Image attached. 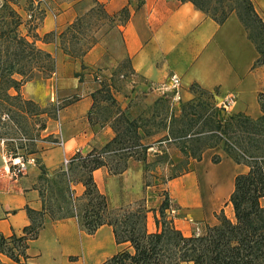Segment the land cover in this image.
Listing matches in <instances>:
<instances>
[{
	"label": "crops",
	"instance_id": "0c3cea01",
	"mask_svg": "<svg viewBox=\"0 0 264 264\" xmlns=\"http://www.w3.org/2000/svg\"><path fill=\"white\" fill-rule=\"evenodd\" d=\"M6 1L26 20L27 13L19 6L24 0ZM96 1L103 4L108 14L125 8L128 17L125 22L117 19L113 32L107 31L104 41H97L80 57L65 54L55 42L43 41V36L51 31H62L78 15L87 12L94 0H61L54 11H45L34 28L37 46L54 55L56 68L49 78L38 77L27 81L20 93L40 107L64 101L57 110L56 118H47L45 127L39 130L40 140L33 154L48 172L64 168V157L71 159L78 152L85 154L92 148H100L115 135L109 120L99 123L91 117L95 103L92 93L98 87L92 80V69L103 68L105 71L116 62L107 53V40L115 43L118 55L128 58L133 72L157 85L145 98L147 104L157 99L163 92L162 87L175 74L181 84L180 101L193 97L194 86L222 100L232 95L233 102L227 108L231 113H243L251 118L261 115L258 95H264V64H255L258 52L234 12L219 23L189 1ZM252 3L264 19V0H252ZM113 97L117 103V115L132 112V107L128 105L131 96L117 94ZM59 134L63 138V146L55 144ZM217 147L204 150L200 160L190 161L189 165L194 163L193 167L189 166L187 172L167 180L162 187L170 201L179 207L182 216L205 221L204 226L216 224V214L221 211L234 188L235 175L248 170L245 164L235 163L223 152L214 153L219 154L221 160L212 163L214 154L211 150ZM204 161L213 168L228 165L229 175L205 174L202 181L198 167ZM39 164L28 163L21 174L11 176L9 169L12 163L7 160L4 147L0 144V233L4 236L20 234L23 227L29 224L27 206L41 210L42 201L37 187L41 174ZM127 169L117 175L111 174L106 167L93 171L99 191L109 201L111 182L115 178L125 177ZM202 187L205 191L207 189V197L203 195ZM71 188L77 197L84 191L79 181L74 182ZM150 188H143L142 183L140 185L141 198H146V204ZM123 190L125 186L121 184L118 191L124 193ZM156 197L162 198L159 195ZM260 202L264 205V197ZM149 214L153 219V213L148 212L147 229L155 231L154 219L150 222ZM175 222L176 218H173L174 226L184 235L193 233L192 223ZM122 248L132 251L128 243H116L112 227L107 224L89 234L79 226L75 217L52 220L45 214L43 227L37 238L29 242L27 254L29 261L35 264H101ZM0 260L11 262L3 254H0Z\"/></svg>",
	"mask_w": 264,
	"mask_h": 264
},
{
	"label": "trees",
	"instance_id": "16d2710c",
	"mask_svg": "<svg viewBox=\"0 0 264 264\" xmlns=\"http://www.w3.org/2000/svg\"><path fill=\"white\" fill-rule=\"evenodd\" d=\"M179 1L191 2L219 23L234 12L258 52L255 64H264V19L256 11L252 0ZM40 12L38 20L43 15ZM94 15L115 24L117 19L125 22L128 12L123 8L117 13L108 14L103 4L94 0L87 12L78 15L62 31L44 34L43 41L56 43L57 40V47L71 57L84 55L96 43L86 39L85 27L90 25V21L85 23L84 17L90 19ZM21 24L19 13L4 0L0 5L1 127H7L12 119H16V115L36 118L44 113L37 103L24 98L20 89L35 74L49 77L56 68L54 55L37 46L36 35L20 32ZM195 88L193 86L192 90L195 91ZM197 90L196 103L191 99L181 104L179 114H172L169 121H164L161 127L154 130L142 129L138 119H128L120 112L127 127L120 132L113 125L115 135L108 142L85 154L78 152L71 158L67 169L54 171L53 181L47 179V169L39 164L41 174L38 181H46L45 186L49 185L51 190L57 188L61 202L56 210L46 207L44 193L37 186L42 201L41 210L25 208L29 224L23 227L20 234L4 236L0 233V254L11 260L10 263L0 260V264H35L29 261L27 248L43 227L45 214L52 220L75 217L79 226L89 234L101 225L111 226L116 243H128L132 251L122 248L101 264H264V205L260 202L264 197V95H258L261 115L251 118L243 113H231L223 106L203 105L201 97H211L212 93ZM101 91L104 89L95 90L93 98L96 99V93ZM105 91L115 104L108 87ZM195 124L199 127L194 130ZM44 127L45 122H41L35 130L39 132ZM161 131L166 132L162 137L151 143L143 142ZM166 142L176 143L183 156L178 162L180 170L173 177L187 172L191 160H200L204 150L216 146H221L235 163L248 167L246 172L235 175L234 188L227 201L232 206L234 219L222 212L216 214L218 223L206 224L201 231L184 235L174 226L173 218L167 216L166 211L172 204L166 191L158 194L162 199L157 207L152 208L147 206L145 197L114 206L99 191L93 171L106 167L111 174H121L127 169L129 158L143 163L142 187L153 186L146 172L149 166L147 151L155 144V155L165 154L163 144ZM220 160L219 154L211 158L213 163ZM74 171L79 172L78 177L72 175ZM76 181L84 186L79 197L74 195L71 188ZM148 212L153 213L155 231L147 229Z\"/></svg>",
	"mask_w": 264,
	"mask_h": 264
},
{
	"label": "rangeland",
	"instance_id": "374dc122",
	"mask_svg": "<svg viewBox=\"0 0 264 264\" xmlns=\"http://www.w3.org/2000/svg\"><path fill=\"white\" fill-rule=\"evenodd\" d=\"M60 2L61 0H24L21 4H19V6L23 7L25 13L31 10L37 18L41 13L37 10V8L41 7L43 4L44 8L46 9L41 10L43 15L40 20H37V22L33 20L31 22H28L27 20L22 19V24L19 26L20 32H22L23 34L29 33L31 35H35V24L41 21V19L45 15V11H54L57 4H59ZM1 4L2 2L0 1V5ZM88 20L90 21V25L85 27V30L87 33L86 39L90 41H104L106 39L105 33L109 30H112L114 26V23H111L103 19L102 17H97L96 15H94L90 19L84 17L85 23ZM24 31H26V33ZM48 39H50V37H48ZM107 42V53L110 55V57L116 59V62L113 64V66L110 67V69H107L105 71L103 70V68L92 69V80L94 84L98 86L97 89H104V91L96 93V99L93 106V114L91 115L95 122L101 123L104 120H109L112 126L115 125L116 127H118L120 132H122L125 127H127L126 122L123 120L124 118H122L120 114L117 115V103L112 104L111 99L105 91L107 87L110 90L112 97L117 94H120L121 96L132 97L128 102V105L132 107V112H123V114L125 115V117H128V119H138L139 124H141L142 129L144 130H154L158 126L161 127V123H163L164 121H169L172 114L180 113L181 104L185 103L188 100H183L176 103L170 99V96L167 92H161V90V93L159 94L157 99L152 103L147 104V102H145V98L147 97L149 92L153 91L154 88H157V85H153L147 82L139 74L133 72L129 66L128 58L118 55L115 43L112 44L113 42L108 40ZM55 44L58 45L57 40ZM59 49L62 51L60 47ZM51 76L52 74L49 77ZM38 77L44 79L49 78L42 76L41 73L35 74L33 78ZM195 91H193L195 93L191 99H193L196 103L198 101L197 88H195ZM201 100L203 101V105H206L208 107H210L211 105L222 106V99L213 93L211 97H201ZM63 102L64 101H62L60 104L57 102H55L54 104L49 103L48 105L41 107L43 108L45 114L43 113L36 118H27L26 116L16 115L15 117L17 120L15 118L12 119V121L8 123L7 127H1L2 125H0V141L3 140V147L8 161L13 163V157L11 156L16 155V157H18L25 163L33 158L34 160L29 163L39 164V162L33 155L37 151V143L40 140L39 132H37L35 129L41 122H45L46 125L47 118H56L57 110ZM198 127L199 125L195 124L193 129L195 130ZM165 133V131H161L155 137H148L144 139L143 142L151 143L154 139L162 137ZM163 147L165 148V154H160L159 156L155 155V150L157 148V145L155 144H153L147 151V162L149 163V166L147 167L146 172L147 175L150 176V179L154 184L153 186H151L146 195L148 197L147 206L151 208L157 207L159 205L161 200L156 196H158V194L163 191L162 187H164L165 182L171 179L175 175V173L180 170V165H178V162L183 159V156L179 151L176 143L166 142L163 144ZM211 152H213L212 154L216 152L224 153L221 146H219V149L218 147L212 149ZM134 160L135 159L133 158L128 159V169L125 173V177L121 176L118 179L115 178L111 182L112 194L110 195V203L114 206L133 202L136 199L141 198V196L143 195L140 189L143 176V163L141 161L138 162V160H136V162H133ZM189 166L190 168L193 167L194 163L190 164ZM205 171H207V173H205ZM74 172L75 173H73L72 175L78 177L79 172ZM229 172L230 169L228 165L223 164L220 167L213 168L212 166H209L207 161L202 162V164H200L198 167V175L202 181H204L202 176H204L205 174H208V176H210L209 174L219 176L223 174L225 175V173H228L229 175ZM53 173L54 171L51 173L47 172L46 177L50 181H53L55 179ZM208 179L211 180L212 178L209 177ZM121 184L125 186V190H123L124 193L118 191V188ZM45 185L46 181H38L37 186L41 187L44 193L46 207L49 208L50 206V208L56 210L58 204L61 202L60 197L56 193L57 188L51 190L49 185ZM202 190L203 192H205L203 193V195L207 197V189L205 191V189L202 187ZM227 199L224 202L223 208L217 214L219 215L223 212V214H225L228 218L234 219L232 206L227 202ZM171 204L174 207V212L171 213L166 211V213L167 216L176 218L175 223H185L183 221L192 223L191 232L201 231L204 228V223H206L205 221L193 220L189 217H184L180 214L179 207L174 202H171ZM149 219L150 222H152L153 219L151 214H149ZM216 223H218L217 218Z\"/></svg>",
	"mask_w": 264,
	"mask_h": 264
},
{
	"label": "built area",
	"instance_id": "2783aa9c",
	"mask_svg": "<svg viewBox=\"0 0 264 264\" xmlns=\"http://www.w3.org/2000/svg\"><path fill=\"white\" fill-rule=\"evenodd\" d=\"M41 1V0H40ZM42 4V3H41ZM45 10L46 8H44L43 4L41 7H38L37 10L41 11V10ZM26 20H38V18L33 14V12L27 11V15H26ZM164 92H167L168 95L170 96V99L176 103H178L181 100V84H180V79L177 75L173 74L170 76L169 81L166 85H164L162 87ZM233 102V96L229 95L227 96L224 100H222V106L227 109L228 106ZM0 144L3 145V140L0 141ZM55 144L59 145V146H63V138L62 136L59 134L56 138ZM34 159L31 158V160H29L27 163L21 161L19 159V161L17 163L13 162L12 163V168L9 169V174L13 177H17L19 174H21L23 172V170L25 169L26 165L33 161ZM71 159L64 157L63 158V167L65 169H67V167L69 166ZM167 212H174V207L173 205H170L169 208L167 209ZM198 232V231H195Z\"/></svg>",
	"mask_w": 264,
	"mask_h": 264
},
{
	"label": "bare ground",
	"instance_id": "6f19581e",
	"mask_svg": "<svg viewBox=\"0 0 264 264\" xmlns=\"http://www.w3.org/2000/svg\"><path fill=\"white\" fill-rule=\"evenodd\" d=\"M19 161V158L16 157V158H13V162L17 163Z\"/></svg>",
	"mask_w": 264,
	"mask_h": 264
}]
</instances>
